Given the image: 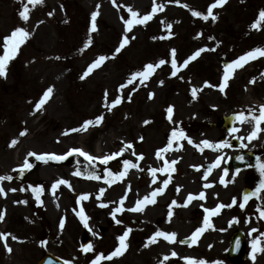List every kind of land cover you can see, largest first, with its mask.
I'll return each instance as SVG.
<instances>
[{
	"label": "rangeland",
	"instance_id": "rangeland-1",
	"mask_svg": "<svg viewBox=\"0 0 264 264\" xmlns=\"http://www.w3.org/2000/svg\"><path fill=\"white\" fill-rule=\"evenodd\" d=\"M25 2L0 0V52L3 38L16 27H25L32 33L9 64L6 78L0 77V175L14 177L12 181L0 182L6 193L0 194V215H3L0 233L9 234L6 242L0 237V264H38L45 253L71 264H91L100 253L105 258L99 264H196L198 261L264 264V236L261 235L264 233V190L251 195L247 201L243 199L244 190L249 188L255 192L264 176L257 167L238 173L231 170L223 177L226 162H232L240 150L262 153L261 162H264V120L257 123L264 112V56L258 54L234 65L227 82L223 79L227 63L257 47L264 49V21L256 28L251 27L264 10V0H227L223 6L213 9L218 16L215 22L211 18L205 21L195 17L189 9L206 14L216 0H179L178 3L155 0L157 5H164L163 10L157 8L146 24H134L128 32L129 44L84 79L80 77L91 63L100 55L111 57L119 46L126 30L124 20L150 14L153 0H41L35 5L29 4L27 22L18 15ZM97 5L98 31L91 34L93 43L85 48L91 14ZM128 7L138 13L137 17H132ZM169 24L171 29L167 27ZM201 48L207 50L190 59ZM171 49L176 50L175 76L171 75ZM161 58L166 63L154 68L147 80L141 82L137 78L122 93L118 91V86L131 73L143 70L147 63L157 64ZM186 59L187 67L183 64ZM205 81L217 86H205ZM50 86L53 87L50 98L33 115L36 103ZM133 88L136 91L129 102L127 96ZM105 90L109 103L121 98V103L111 111L104 106ZM150 93L154 94L152 98ZM169 106H173L172 122L167 119ZM101 114L104 120L97 125L95 120ZM231 115L235 116L234 122L226 129L225 119ZM238 115L243 119L237 120ZM88 119L94 123L87 131L64 134L66 130L79 128ZM180 127L186 136L171 140L170 132ZM233 127L237 132L231 131ZM25 128L28 131L21 136ZM254 131L256 136L249 139ZM140 136L144 137L142 141L138 139ZM13 139L18 143L10 146ZM204 140L211 146L204 145ZM225 140L229 146L216 147ZM233 141L240 144V150L231 147ZM169 142L172 147L158 156L157 150L166 148ZM126 143H131L133 148L113 156L108 163L116 169L114 180L107 181L110 179L107 172H101L103 180L73 175L77 169L86 170L78 158L100 163L102 158L119 152ZM71 148H80L93 159L74 153L65 161L45 164L28 157L35 166L25 169L22 179L16 178L19 172L13 169L23 164L29 152L62 155ZM140 154L143 159L139 158ZM217 158H220V167L208 171V166ZM124 159L132 160L139 167L129 166L120 176ZM173 160L176 163L172 168L165 175L160 174L159 169ZM150 168L158 169L154 183ZM61 178L69 180L72 187L58 185L53 194L51 186ZM164 180L169 181L166 187ZM205 184L210 186L204 187ZM22 186L25 191H20ZM34 186H43V204L31 192ZM158 187L164 191L157 193L155 203H141L142 211L129 210L146 195L152 200L150 193ZM11 188L17 190L9 191ZM101 188L104 192L98 196ZM200 192L205 194L203 200L199 198ZM82 193L91 195L87 200H79ZM189 193L194 194L190 202L187 201ZM124 196L126 199L121 204L120 198ZM233 197L235 204H232ZM24 200L26 204L18 203ZM173 200L176 204L169 209ZM221 203L226 207L216 213ZM229 204L232 206L227 207ZM117 207L121 211L113 218ZM81 209L90 217L89 227L96 235L83 227L78 215ZM205 216L210 226L204 225ZM201 227L204 231L192 241L191 237ZM128 228L132 231L124 241L126 247L121 254L107 259L120 247L118 237ZM253 228L257 231L253 232ZM157 231L176 235L171 241L165 236L151 239ZM238 232L244 236L247 258L236 262L229 258V250ZM84 233L93 248L81 253ZM12 236L18 239L13 240ZM185 238L188 242L181 243ZM254 240L259 241L255 251ZM45 241L46 244L42 243ZM6 244L12 249L10 253Z\"/></svg>",
	"mask_w": 264,
	"mask_h": 264
},
{
	"label": "snow or ice",
	"instance_id": "snow-or-ice-1",
	"mask_svg": "<svg viewBox=\"0 0 264 264\" xmlns=\"http://www.w3.org/2000/svg\"><path fill=\"white\" fill-rule=\"evenodd\" d=\"M41 2V0H26L25 3H23V7H22V10H20L18 12V15L19 17L24 21V22H27L29 20V4H32V5H35L36 3H39ZM113 2H115V0H113ZM171 2V0H170ZM175 2H179V0H175ZM225 3H227V0H216V2L212 3L208 9H207V12L206 14L201 12V11H197V10H193V9H189L191 12H192V15L195 16V17H202L203 20L207 21L209 20V18L212 19L213 22H215L217 19H218V16L217 15H214L213 13V9H215L218 5L219 6H223ZM184 7H188V5H184ZM157 8H159L160 10H163L164 8V5L163 4H159L157 5L155 0H153V8H152V12L150 14H147V15H144L142 16L140 19H128V20H124V23L126 25V30L122 36V39H121V43L119 44V46L114 50L113 54L111 57L109 56H106V55H100L93 63H91L88 68L86 69V71L81 75V79H84L86 78L90 73H92L93 69H96L97 67H99L102 62L110 59V58H115V56L120 53V51L125 47V45L129 44V36H128V32H130L132 30V27L134 24H146L147 21L151 20L152 19V14H154L156 11H157ZM128 11L131 12V15L133 18L137 17L138 13L136 11H133L131 9V7H128ZM53 13H49V15L51 16ZM100 15L99 13V5H97V10L94 11L92 14H91V22H90V30H89V33L87 35V38L86 40L84 41V47H88L90 46L92 43H93V39H92V33L93 32H96L98 31V25H97V17ZM123 19V17L121 18ZM261 21H264V10H261L260 13H259V16H258V19L255 23H253L251 25L252 28H256ZM43 21H41L40 23H42ZM167 27L169 29H171V25H167ZM203 33H198L197 35H202ZM32 35V33H30L29 31L26 30L25 27H22V26H18L16 27L14 30H12L11 34L10 35H7L3 38V43H2V49H3V52L2 54H0V77H3V78H6L7 76V70H8V67H9V64L10 62L18 55L19 53V50L21 48V46L26 42V40ZM169 35H171V32H169ZM154 39H164L165 37H153ZM132 39H135V37L133 36ZM209 39H215L214 37H209ZM207 49L205 48H201V49H198L195 54L190 57V59H195L196 57H198L201 52L205 51ZM210 50H215V49H210ZM80 51H83V48L80 49ZM170 53H171V67L173 69L171 75L172 76H175L176 75V72L178 71V68H177V60L175 58L176 56V50L175 49H171L170 50ZM261 55V56H264V49L262 48H255L254 50H250L248 51L245 55H242L240 56L239 58H237L234 62H229L225 65V68H226V72L223 76V79L225 82H227L229 76L231 75V69L234 67V65H239L241 64L242 61H245V60H248L250 57H256L257 55ZM57 59H60V57H57ZM188 60H184L183 64L185 67H187V64H188ZM166 63V60L161 58L159 59L158 63L157 64H153V63H147L145 66H144V69L143 70H137L133 73L130 74V78L127 79L124 83L120 84L118 86V91L119 92H123L124 88H126L129 84H132L133 81H136L137 78H140L141 82L147 80L149 78V76L152 75L153 73V70L154 68H157L159 67L160 65H164ZM182 79V77H181ZM161 84H163V81H160ZM205 86H212V87H216L217 85H211L210 82L208 81H205ZM136 91L135 88L131 89L128 93V96H127V99L128 101L130 102L131 101V98H132V94ZM53 92V87L50 86L48 89H46V91L44 92L42 98H40L38 100V102L36 103L35 105V109L33 111V115L35 114V111H39L42 109V106L46 103V101L50 98L51 94ZM154 94L150 93L149 94V98H152ZM192 95L195 96L196 95V92L193 90L192 92ZM104 100H105V107L108 108L109 111L112 110V108H114L116 105H119L121 103V98L118 97L114 100L111 101V103L108 102V92L107 90H105V94H104ZM167 113H168V116H167V119L172 122V112H173V106H169L167 108ZM237 120H242L243 119V116H240L238 115L236 117ZM104 120V115L101 114L99 115L96 120H95V123L97 125H99L102 121ZM261 120H264V112L261 113L260 117L257 119V123H259ZM94 123V121L92 119H88L86 121L83 122V124L79 127V128H73V129H69V130H66L65 131V135L69 134L70 132H78V131H87L88 130V127L89 125H92ZM145 124H148L149 121H145L144 122ZM182 122H177V124H181ZM237 128L236 127H233L231 129V131L233 133L237 132ZM27 129H23L22 132L20 133L21 136L25 135L27 133ZM186 136V132L185 130L180 127V130H176V129H173L171 132H170V138L171 140H176V139H179V138H184ZM256 136V132H252L251 136L249 137V139H252V137H255ZM139 141H142L144 139L143 136H140L139 138ZM188 142L191 144L193 143V141L191 140V138H188ZM18 143V140L17 139H13L11 140L10 142V146H15L16 144ZM204 145H210V142L208 140H204L202 142ZM226 146H229L228 145V141H222L221 143L217 144L216 147L217 148H220V147H226ZM172 147V144L171 142L168 143L167 147L166 148H161V149H158L157 150V155H161L162 153L166 152L169 148ZM133 148V145L131 143H126L124 148H122L119 152H116V153H113L112 156H107V157H104L102 158L103 159V163L107 164L108 161L110 159L113 158V156H119L123 153V151L127 150V149H131ZM74 153H79L81 156H84L86 157L87 159L89 160H92L93 157H91L87 152L83 151L82 149L80 148H71L68 150L67 153L65 154H55V153H45V154H38L36 153L35 151H32V152H29L27 154V156L25 157V160L23 161V164L18 166V168H14L13 171H18L19 172V175L18 179H22L23 176L25 175V169H32L35 164L34 163H31L29 162V159L28 157H35V160L36 161H39V162H43L45 164L49 163V162H62V161H65L68 157L70 156H73ZM133 155H136V153L133 151L132 152ZM139 158L140 159H143V154H140L139 155ZM236 159L240 160V161H243L244 160V157L243 156H238L236 157ZM220 158H217L216 161H215V164L214 165H209V169L215 167L216 165H219L220 164ZM121 163L123 164L124 168H123V171H121L119 173L120 176H123L124 173H126L128 171V168L129 166L131 167H139L138 164H133L132 160L130 159H124L121 161ZM176 161L173 160L171 164H168L167 167L165 168H161L159 169V171H163V172H166L168 170V168H172V164H175ZM261 173V176H264V162H261L259 159L257 160V165H256ZM194 167H198V166H194ZM158 171V169L156 168H150V172H151V175L153 177V183L155 182V177H156V172ZM173 171H175V169L173 168ZM239 170H237L238 172ZM224 174L227 175V170L225 169L224 171ZM73 175H77V176H80V175H83V173L77 169ZM108 175L109 176H112L113 173L112 171L109 169L108 170ZM88 178H93V179H100V176L97 175L96 173L94 172H90L88 173ZM205 179L207 178V173L205 174ZM14 179V177L12 175H0V182H3V181H12ZM168 180H164L163 181V184L164 186L166 187L167 184H168ZM221 183H224L223 180L220 181ZM58 185H67L69 188H71V183L69 180L67 179H59L57 181H55L52 186H51V189H52V192L53 194H55V189L57 188ZM210 185H207L205 184L204 187H209ZM31 187V186H30ZM131 188V185L128 186V190H130ZM17 189L15 188H11L9 189V191H12V192H15ZM261 190H264V179H262L260 181V185L259 187L255 190V192L252 193V195H255L256 193L260 192ZM20 191H25V188L22 186ZM32 191L35 193V199L37 202L43 204V201L41 200V193L43 191V186H39V187H33L32 188ZM164 191V188L163 187H158L156 188L155 190H153L151 193H150V196L153 197L152 200H149L148 196L146 195L144 197V200L142 202H138L136 207L135 208H132V209H129L130 211H137V210H140L142 211V207H141V203H144V202H147V203H155V197L157 195V193H162ZM179 191V186H177V192ZM104 192V189L101 188L99 193H98V196L100 194H102ZM0 194H5V189L0 186ZM91 195V193H82L79 195L78 199L79 200H87L89 198V196ZM204 192H200L199 193V198L201 200L204 199ZM126 199V196L124 197H121L120 198V201H121V204L123 203V200ZM194 199V194H191L189 193L188 196H187V201L190 202ZM244 201H247L249 199V196L248 195H244L243 197ZM236 202V198L233 197V200H232V204H235ZM18 203H27V200H24V201H18ZM173 204H176V201L173 200L172 201V204L169 205V209H171L172 205ZM232 204H229L227 205V207H231ZM100 206H107V205H100ZM186 206V204L184 205ZM201 207H203V205H201ZM226 207L223 203L219 204L218 207H216L215 209V212L216 213H219L220 209L221 208H224ZM241 207H243V204H241ZM75 211V210H74ZM121 211V207H117L114 209L112 215H113V218H115V213L117 212H120ZM205 211H207V209H205ZM171 211L169 212V222H170V219H171ZM79 217H80V220L83 222V227L85 229L88 230V232L92 235H96V233H94L92 231V229L89 227V219L90 217L86 216L83 212V210L81 209L78 213ZM0 220H3V215H0ZM116 223H121V221L119 220H116ZM203 223L205 226H210L209 223H208V219H207V216H205L204 220H203ZM59 228L60 230L62 231L63 228H64V218L61 219V222L59 224ZM132 231L131 228H128L126 229V231L124 232L123 235L119 236L118 237V240L120 241V247H117L112 253L109 254V256L107 257V259H111L112 257L114 256H117L119 254H121L122 250L126 247V245L124 244V241L125 239L127 238L128 234ZM204 231V228L201 227V228H198L195 232V235L191 237V240L194 241L196 236H199L201 232ZM253 232L257 231L255 228L252 229ZM8 235L9 234H5V233H0V237H2L5 242L7 241V238H8ZM176 234L175 233H172L171 235H168L167 233L165 232H162V231H157L154 236L151 238V239H155L156 236H165L167 239H169L170 241L173 239V237L175 236ZM262 236H264V233H261ZM12 239L13 240H17L18 238L15 237V236H12ZM188 242V238H185V240L181 241V243H186ZM42 243H45L46 244V241L45 242H42ZM240 241L237 240L236 241V246L237 248L240 246ZM259 243L258 240H254L252 242V248L253 250H257V244ZM145 246H147V243L145 244ZM93 248V245L91 242H88L86 244V246L82 245V249L84 252H88L89 250H91ZM6 250L10 253L12 251L11 247L7 246L6 244ZM173 255H176L175 252H173ZM104 254L103 253H100L96 259H93L91 261V264H99V260L101 259H104ZM255 257H253L254 259ZM167 259V257L165 258ZM49 264H53V262L50 260L49 261ZM64 264H71V261H64ZM196 264H205L204 261H198L196 262Z\"/></svg>",
	"mask_w": 264,
	"mask_h": 264
},
{
	"label": "water",
	"instance_id": "water-1",
	"mask_svg": "<svg viewBox=\"0 0 264 264\" xmlns=\"http://www.w3.org/2000/svg\"><path fill=\"white\" fill-rule=\"evenodd\" d=\"M234 120V117H230V118H227L226 119V125L225 127L226 128H229L231 126V123L232 121ZM239 143H237L236 141H234L232 143V147L234 149H238L239 148ZM238 156H243L244 157V160L243 161H240L238 159H236V157ZM231 164V166L233 167L235 173H237V170L241 171V170H247V169H254L256 168L257 166V160L261 159V157H263V154H253V153H245V152H241L240 154H238L236 156ZM230 166L228 164L226 170H227V173L229 172L230 170ZM238 171V172H239ZM249 194V191L246 192L245 195H248ZM239 240L241 243H240V246L237 248L236 246V241ZM89 242L86 234L84 235V238L82 240V243L84 246H86V244ZM244 248V240H243V236L240 234V233H237L235 236H234V239H233V247L230 251V256L233 260H241L243 257H241V253H242V250ZM83 251V250H82ZM52 261L53 264H62L61 262H59L57 259L53 258L52 256L50 255H45L43 260L40 262V264H49V261Z\"/></svg>",
	"mask_w": 264,
	"mask_h": 264
},
{
	"label": "trees",
	"instance_id": "trees-1",
	"mask_svg": "<svg viewBox=\"0 0 264 264\" xmlns=\"http://www.w3.org/2000/svg\"><path fill=\"white\" fill-rule=\"evenodd\" d=\"M114 167H113V165H107V166H99L96 170H92V171H95L96 173L101 169V170H111V169H113ZM89 169H92V168H89ZM100 170V171H101ZM92 171H90V172H92Z\"/></svg>",
	"mask_w": 264,
	"mask_h": 264
}]
</instances>
